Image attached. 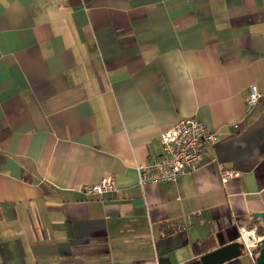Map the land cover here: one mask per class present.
<instances>
[{"label":"crops","instance_id":"1","mask_svg":"<svg viewBox=\"0 0 264 264\" xmlns=\"http://www.w3.org/2000/svg\"><path fill=\"white\" fill-rule=\"evenodd\" d=\"M186 118L215 144L140 186ZM263 211L264 0H0V264H203Z\"/></svg>","mask_w":264,"mask_h":264},{"label":"built area","instance_id":"2","mask_svg":"<svg viewBox=\"0 0 264 264\" xmlns=\"http://www.w3.org/2000/svg\"><path fill=\"white\" fill-rule=\"evenodd\" d=\"M259 97V93L252 87L246 107L255 105ZM215 140V134L208 132L202 122L194 118L178 120L172 128L160 136L162 155L137 165L139 185L177 181L184 173L197 168L209 148L215 144ZM235 175L234 172L223 171L221 180L225 183ZM115 190L112 177H105L97 184L82 188L83 193L88 196L102 195ZM248 233L240 231L239 242L243 243L245 251L250 256H254V252L262 246L263 237L255 235L254 232Z\"/></svg>","mask_w":264,"mask_h":264},{"label":"water","instance_id":"3","mask_svg":"<svg viewBox=\"0 0 264 264\" xmlns=\"http://www.w3.org/2000/svg\"><path fill=\"white\" fill-rule=\"evenodd\" d=\"M253 218L259 220L261 227L264 229V211L254 213ZM244 248L242 242H232L202 256L201 262L203 264H223L241 256V253L245 250ZM254 262L255 264H264V244L257 249V255L255 256Z\"/></svg>","mask_w":264,"mask_h":264},{"label":"trees","instance_id":"4","mask_svg":"<svg viewBox=\"0 0 264 264\" xmlns=\"http://www.w3.org/2000/svg\"><path fill=\"white\" fill-rule=\"evenodd\" d=\"M256 220V219H255ZM257 233L259 235H263L264 234V229L261 226L257 227ZM264 244V242L262 243V245ZM257 255V253H255Z\"/></svg>","mask_w":264,"mask_h":264},{"label":"rangeland","instance_id":"5","mask_svg":"<svg viewBox=\"0 0 264 264\" xmlns=\"http://www.w3.org/2000/svg\"><path fill=\"white\" fill-rule=\"evenodd\" d=\"M264 242V241H263Z\"/></svg>","mask_w":264,"mask_h":264}]
</instances>
